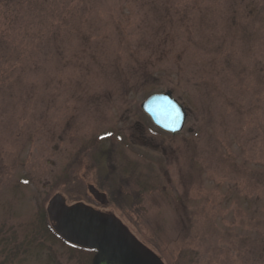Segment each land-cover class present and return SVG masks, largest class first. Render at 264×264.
<instances>
[{"label":"rangeland","instance_id":"1","mask_svg":"<svg viewBox=\"0 0 264 264\" xmlns=\"http://www.w3.org/2000/svg\"><path fill=\"white\" fill-rule=\"evenodd\" d=\"M167 92L175 136L141 109ZM56 196L165 264H264V0H0V264H92Z\"/></svg>","mask_w":264,"mask_h":264},{"label":"water","instance_id":"2","mask_svg":"<svg viewBox=\"0 0 264 264\" xmlns=\"http://www.w3.org/2000/svg\"><path fill=\"white\" fill-rule=\"evenodd\" d=\"M141 109L156 127L172 136L181 133L185 126L187 112L172 92L151 96ZM88 190L92 196L101 198L94 186H88ZM46 213L53 232L64 242L95 251L92 264H165L117 218L85 203L67 206L64 198L56 196Z\"/></svg>","mask_w":264,"mask_h":264},{"label":"trees","instance_id":"3","mask_svg":"<svg viewBox=\"0 0 264 264\" xmlns=\"http://www.w3.org/2000/svg\"><path fill=\"white\" fill-rule=\"evenodd\" d=\"M41 217H42V224L44 225L45 229H47L48 233H50L54 238H56L57 240H59L60 242H62L64 245L70 247L71 249H74L76 251H79L81 253H90V254H95L94 251H90V250H84V249H80V248H77V247H73V246H70L68 244H66L63 240H61L51 229L48 221H47V218H46V214H45V211L42 209V212H41Z\"/></svg>","mask_w":264,"mask_h":264},{"label":"flooded vegetation","instance_id":"4","mask_svg":"<svg viewBox=\"0 0 264 264\" xmlns=\"http://www.w3.org/2000/svg\"><path fill=\"white\" fill-rule=\"evenodd\" d=\"M89 191V190H88ZM99 194L101 195V198H96L94 196H92V198L96 201V202H99L101 204H108V198L106 196V194L104 193H101L100 191H98Z\"/></svg>","mask_w":264,"mask_h":264},{"label":"snow or ice","instance_id":"5","mask_svg":"<svg viewBox=\"0 0 264 264\" xmlns=\"http://www.w3.org/2000/svg\"><path fill=\"white\" fill-rule=\"evenodd\" d=\"M108 135H111V133H108Z\"/></svg>","mask_w":264,"mask_h":264}]
</instances>
